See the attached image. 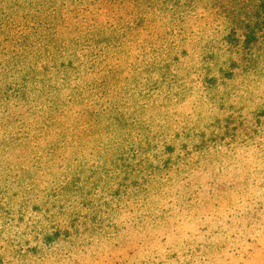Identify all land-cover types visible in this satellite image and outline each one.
<instances>
[{"label": "rangeland", "instance_id": "obj_1", "mask_svg": "<svg viewBox=\"0 0 264 264\" xmlns=\"http://www.w3.org/2000/svg\"><path fill=\"white\" fill-rule=\"evenodd\" d=\"M63 1L0 0V264H213L207 257L210 254L212 257L214 250L202 256L198 252L204 241L197 229L204 226L202 215L209 201L185 204L181 196H190L188 193L193 194V191L184 189L174 172L165 186L177 205L172 213L174 217L170 219L171 211L162 207L161 192L157 191L149 198L136 193L124 198L117 189L111 190L114 181L117 188L124 182L123 175L117 177L122 170L121 173L112 172L114 181L95 174L108 169L113 171L118 166L146 167L140 163H146V149L150 147L145 135V123L149 121L145 118L140 127L135 120L139 116L168 122L161 134H164L165 145H173L176 152L173 156L162 150L159 157L164 161L174 159L177 152L182 151L183 139L175 138V135L187 130V124L190 127L195 124L207 126L220 135L225 133L221 130L223 125L235 128L237 133L247 129L240 118L250 117L257 107L264 109V70L255 76L241 71L236 82L206 91L201 86L202 77L195 72L226 69L225 62L234 54L229 52L213 64L206 58L204 49L201 55L196 52L201 35L170 38L175 40L174 43L166 44L168 36L164 32L170 33L171 25L162 21L160 25L156 23L161 28L157 32L162 34L160 52L164 57L177 58L178 61L174 60L177 69H165L153 79L137 67L132 71L125 69L124 61L110 60L112 68L122 69L117 78L116 102L118 111L124 116L102 111L103 102L97 103L103 86L99 89L91 83L79 92H73L71 82L70 89H65L70 78L73 80L85 74L78 67L76 54L72 51L56 53L55 49L47 52L46 45L52 43L48 41L52 31L47 29L52 25L63 27L62 22L51 18L56 17L55 10L62 8ZM197 5L195 1L193 6ZM193 24L197 25L184 29H194L200 34L205 32L201 22ZM7 27H12L10 34L5 32ZM147 32H155L154 27H148ZM58 38L66 36L59 35ZM151 42L155 46L156 39L152 38ZM13 43L19 44L17 50ZM260 48L264 50V43ZM137 50L144 55L143 48L137 47ZM184 50L188 52L184 53ZM237 50L244 51L241 46ZM141 55H130L126 62L138 64L136 59L141 60ZM7 60H10L8 65ZM49 62L55 63L57 68H51L53 63ZM31 63L38 65L39 74L45 66L50 68L51 80L48 81L51 84L42 74L31 80L26 67ZM136 73L140 74L139 80ZM23 75L27 76L32 92L21 101L25 91L18 90L24 85ZM217 75L222 77L221 73ZM143 77H148L151 85L155 82L157 88L148 86L143 90L139 84ZM247 85L252 86L253 93ZM166 90L180 96V100L168 103L163 99L166 93L157 96L159 91ZM157 100L169 108L175 106L176 110L167 111L166 117L158 115ZM194 101L202 105L207 101L208 106L204 108ZM256 120L255 117L251 119L257 127ZM232 121L233 125L230 124ZM51 123H54L53 127L46 130L45 125ZM166 134L173 136L167 139ZM56 140L60 144L56 145ZM44 144L51 147H43ZM130 175L135 177V171ZM258 176H262L261 173ZM247 178L244 177L242 186L232 193L231 199L241 200L243 197L237 198L239 195L251 194ZM260 179H257L258 191L264 184ZM82 186L85 187L82 189ZM88 191L89 196L96 197H101L102 192L109 193L101 197L95 212L86 210L85 201L75 205L70 200L71 195ZM252 191H257V187ZM258 194L264 195V188ZM262 201L264 203V196ZM180 203L184 205L181 210L178 209ZM60 204L64 210L58 209L56 213L54 210L52 215L45 211ZM116 205L123 209H117ZM195 205L198 208L192 209ZM161 216L163 221L159 220ZM55 221L56 226H53ZM262 222L264 218L257 219L255 229ZM180 224L184 227H179ZM173 229L176 234L172 233ZM58 230L61 237L56 239L53 236ZM254 240L255 243L247 241L242 249L236 247L225 251L223 247L219 248L215 264H264V223ZM219 241L220 244L224 242L220 236ZM203 249L207 251V248Z\"/></svg>", "mask_w": 264, "mask_h": 264}, {"label": "trees", "instance_id": "obj_2", "mask_svg": "<svg viewBox=\"0 0 264 264\" xmlns=\"http://www.w3.org/2000/svg\"><path fill=\"white\" fill-rule=\"evenodd\" d=\"M195 1L198 3L197 6H193ZM200 2L201 0H64L62 8L55 10L56 17H51L53 20L62 22L63 27L52 25L47 29L52 31L50 35L48 34L50 38L48 41L51 40L53 43L49 42V46L46 45L47 52L54 49L56 53H59L58 51L74 52L77 56L78 67L85 74L77 76L73 80L70 78L65 89H70L71 82L73 92H79L84 86L91 83L92 86H99V89L100 86H103L97 104L100 105L103 102L101 104L102 111L117 113L120 116L124 115L117 109L118 94H116V89H118L117 78L122 69L112 68L110 60L115 58L120 62L124 61L125 69L132 71V68L137 67V70H144L142 73L152 75L153 79L157 73L165 69H171V71L177 69L174 61L177 58L164 57L160 52L162 34L157 32L158 28L161 29L157 24L160 25L162 21H167L171 25L170 33L164 32V35L168 36L166 44H169V41L174 43L175 40L170 38H195L201 35L203 37L199 38L196 52L201 55V51L204 49L207 53L206 58L213 61V64L216 59H220L221 56H225L229 52L234 54L228 62H225L226 69L217 71L221 73L222 77H218V73L215 71L195 72L197 76H200L199 78L202 77L201 86L206 91L215 90L225 83L236 82L241 71L249 76L259 75L264 70V50L260 48L264 43V0H205L202 4ZM194 22H201L204 25L205 32L203 34L196 33L194 29L190 31L184 29L185 26L197 25L193 24ZM214 26L217 27L214 28ZM148 27H154L155 32H147ZM5 32L10 34L12 27H7ZM59 35L66 36V38L59 39ZM152 38L156 39L155 46H152ZM14 45H17L15 48L17 50L19 44L13 43ZM240 46L244 51H235ZM137 47L144 49L142 51L144 55L139 53ZM104 51L107 53H103ZM192 51L194 52L195 49ZM183 52L187 53L188 50ZM135 54L142 56L141 60L136 59L138 64L134 61L127 63L126 58ZM162 58L165 59L162 61ZM5 63L6 65L10 64V60ZM26 67L31 75V80L34 81L39 74L38 65L31 63ZM48 68L45 66L44 72L41 69V74L44 79L50 81V68ZM51 68L56 69L57 65L53 63ZM168 73L169 71L166 74ZM46 76L47 78H45ZM94 77L96 78L94 79ZM135 77L139 80L140 74L136 73ZM22 80L24 85L18 91H25V93L21 97V101L28 92H32L26 75H23ZM84 80H86L85 84ZM150 81L148 77L140 78V87L143 90L148 86L157 88L155 82L151 85ZM255 84L257 83L255 82ZM248 87L253 93L252 86L247 85L246 88ZM163 93H166L163 99L168 103L181 98L175 93L172 95L171 91L167 90L159 91L157 96H161ZM241 96L243 95L241 94ZM156 102L155 107L158 115L166 117L167 111L176 110L175 106L169 108L160 104V100ZM199 105L204 108L208 106L207 101L205 105ZM163 107H166L165 110ZM181 109L183 110V108ZM254 117L257 119V127L251 121ZM262 117L264 118V109L257 107V111H252L250 117L246 115V117L240 118L246 123L247 129L237 133L235 128L223 125L221 130L225 133L222 135L214 130H209L207 126L195 124L190 127V124H187L189 127L187 130L183 128V132H178L175 135V138L183 139L182 151H178L174 159L166 161L159 157L162 150H165L166 154L172 153L173 156L176 152L173 145H165L162 137L164 134H161L168 122L159 118L152 121L146 115L136 117L135 120L138 125H141L140 127L144 125L145 118L150 122L145 123V125L147 124L145 135L150 147L146 149L148 153L145 157L146 163H140L141 165L145 164L146 167L141 168L136 165L133 168H125L118 166L119 168L117 167L113 171L108 169L95 175L111 178L114 181L113 173L116 174V171L121 173L122 170V174L117 177L120 178L123 175L124 182L121 183L120 188H117L114 181L111 190L115 189L114 191H116L117 189V192L124 198L135 193L149 198L155 192H161L162 207L171 211L168 216L170 219L174 217L172 213L177 205L171 200L172 193L166 190L165 186L171 181V172H174L177 182L179 181L178 183L184 189L193 191V194L188 193L190 196H181V200L185 204L209 201L206 204V209L204 208L205 213L202 215L204 226L197 229V234L204 241L198 247V252L202 256L205 252L210 254V251L214 250L212 257L210 254L207 258L215 264L218 261L216 257L219 248L223 247L225 251H228L236 247L242 249L247 241L252 240V243H255L254 239L263 227L264 222L255 229L256 220L264 218V212L261 213L264 209L262 201L264 195L258 194L264 188V184L258 191L260 184L257 183L259 178L264 182V162H261V159L264 160V121L261 122ZM53 124L45 125V129L49 131ZM118 124L120 125V123ZM230 124L233 125V121ZM158 132L160 133L157 134ZM170 136L173 135L166 134L165 138L169 139ZM58 144L60 142L56 140V145ZM43 147L51 146L44 144ZM133 171H135V177L130 175ZM260 173L262 176H258ZM244 177H248L247 186L249 187L247 188H250L251 194L239 195L237 198L243 197L241 200L231 199L232 193L242 186ZM84 187L82 186V189ZM255 187H257V191H252ZM89 192H82L76 196L71 195L70 200L72 199L71 202L75 205L79 201H85L87 203L86 210L95 212L101 197L109 193L102 192L101 197H96L95 195L89 196ZM104 203L106 202L103 201ZM147 203L145 201L144 204L147 205ZM180 204L178 209L181 210L184 205ZM116 208L123 209L117 205ZM149 208L156 210L157 207ZM197 208L198 206L195 205L192 209ZM58 209L64 210L62 204L45 211L52 215V211L55 210L54 213H56ZM85 219H87V214ZM159 220L163 221V216ZM52 225L56 226V221ZM179 227L183 228L184 226L180 224ZM172 233L176 234V230L173 229ZM219 236L222 237L223 244H220ZM53 237L60 238L61 232L56 231ZM203 248H207V251Z\"/></svg>", "mask_w": 264, "mask_h": 264}]
</instances>
